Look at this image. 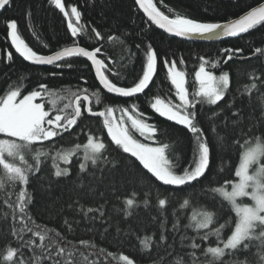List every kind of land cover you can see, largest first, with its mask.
I'll return each instance as SVG.
<instances>
[{
	"label": "snow or ice",
	"instance_id": "obj_1",
	"mask_svg": "<svg viewBox=\"0 0 264 264\" xmlns=\"http://www.w3.org/2000/svg\"><path fill=\"white\" fill-rule=\"evenodd\" d=\"M12 2L13 0H0V10L11 7ZM49 2L67 21V29L72 38L69 46H62L47 55L41 54L23 38L16 19L6 21V39L10 41L11 47L19 57L33 65L70 69L74 66L69 63L70 60L84 59L87 61L85 69L94 72L99 88L90 91L88 87L79 85L50 87L47 83L38 82L25 93L26 83L23 78H19V82L10 83L0 93V203L8 209L0 211L5 220L11 218L10 235L14 238V242L6 244L0 250V264H45L47 261L51 264H101V258L103 264H108V257H111L115 264H137L129 255L121 253L118 257L114 256L104 248H98L90 240L81 239L77 244L59 230L37 223L31 212L34 200L32 192L28 190L30 179L40 173L42 165L48 161H51L55 178L70 177V165L73 164L74 157L78 162L80 174L95 177L98 171L103 179L105 172L110 175L121 166V162L114 155V152H118L128 154L127 159L135 158L130 165L125 161L123 166L128 171L134 170L138 161L142 169L147 170V173L162 185L174 186L178 190L188 186L194 190L200 186L201 178L210 170L213 146L218 142L223 147L226 140L225 136L217 132L220 126L217 120L223 112L220 102L230 95L232 84V75L223 66L236 58L245 59L244 48H223L220 50V59L199 57L200 63L198 70L194 72V87L191 91L188 87V73L177 66V60L162 58L166 78L175 99L172 96L154 95L150 98L149 107L154 114L182 126L190 133L191 159L181 167L179 141L169 136L158 125L150 123V117L139 110L137 103L133 102L124 107L104 102L109 94L118 98H132L133 101L141 95H146L158 68V55L152 43L147 42L144 47L137 43L133 51L126 43L132 33L125 30L122 33L124 38H121V35L107 36L108 43L115 42L124 48L126 57H122V60H127L123 65L125 68L127 64L133 63L137 52L143 55L140 74L131 86H122L119 81L123 77L117 63L102 51L105 37L101 32L82 22L83 13L77 6L72 5L69 9L64 0ZM135 4L146 18L144 28L141 29L145 36L154 25L171 36L186 40L219 42L225 38L242 37L251 30L264 27V2L258 0L255 6H249V10L244 11L238 18L222 22L194 19L164 5L167 8L166 13L157 6L156 0H135ZM204 10H208L207 6ZM30 11L26 10V20L30 18ZM89 31L95 43L99 44L91 49L81 46L79 42L81 37L89 35ZM252 54L264 56V47H255ZM6 60L13 61L12 51L6 52ZM179 63L184 64L183 58ZM62 74L50 73L51 76ZM80 79L87 84L84 77ZM251 79L256 81L260 77L252 76ZM254 89H257L255 82L245 85L244 93L250 96ZM56 100L62 103L57 106ZM225 103L231 109L235 98ZM201 115L205 117L210 131L215 134L214 141L209 140L201 126ZM233 115L239 117L240 110L237 109ZM92 118L101 122L102 130L106 131L109 138L107 144L101 135L89 130L85 143H76L68 150L56 147L55 138H63L65 133L72 135L74 128ZM220 123L227 126L226 119ZM240 123L239 119L232 121L233 126H239ZM242 135L247 134L242 132ZM164 137H167V140L163 139ZM45 142L50 143L46 145ZM235 143L242 149L234 170L235 179L202 189V192H209L213 199L218 200V208L210 209L206 205L194 208L187 217V224L183 226L178 210H173L172 215L176 219L171 225L173 237L172 244H169V238L165 234L168 231L165 210L169 205V197L162 195L158 199L161 209V234L158 240L155 234L137 237L143 251L151 253L154 246L159 247L161 244L174 247L175 234L180 233L183 227L184 234L179 236V242L182 248L189 249L186 255L190 257L191 264H264V134L244 139L243 143L239 140ZM110 145H114V150ZM220 170H223V164ZM193 194H196L195 191ZM245 198L250 203H246ZM123 203L126 206V217L133 215L132 210L140 206L135 192ZM144 204L147 206V200ZM190 205L191 198L185 197L180 209H186ZM225 208L234 213V218L229 216L223 219ZM80 211L84 218L93 224L96 220L94 213H99L101 219L105 215L100 208L84 209L81 206ZM153 220H157V217H153ZM63 223L68 232L74 231L73 224L68 219H64ZM75 224L78 226L79 221H75ZM228 229L230 234L225 238V231ZM189 230L193 233L192 236L186 234ZM213 238V244L202 248L203 242ZM80 246L88 251H81ZM253 248L256 249L255 252H251ZM25 250L31 253L27 257ZM239 253H249V256L240 260L236 258ZM225 257L232 259L226 261ZM153 264H164L163 258L154 260ZM172 264H185L184 257L178 255Z\"/></svg>",
	"mask_w": 264,
	"mask_h": 264
},
{
	"label": "trees",
	"instance_id": "obj_2",
	"mask_svg": "<svg viewBox=\"0 0 264 264\" xmlns=\"http://www.w3.org/2000/svg\"><path fill=\"white\" fill-rule=\"evenodd\" d=\"M64 1L67 6L75 4L83 13L82 22L95 27L105 37V41L102 42L104 44L102 51L117 63V68L123 77L119 81L122 86H131L140 74L143 55L137 52L133 58V63L127 64L125 68L123 65L127 63V60H122V57H126L124 48L115 42L108 43L107 36L121 35V38H124L122 33L125 30L132 33L131 37L127 38L126 43L133 51H135V44L137 43L141 44V47H144L147 42L152 43L158 55V73L152 86L146 91V95L140 96L135 101L108 95L107 100L104 102L119 104L124 107L133 102L137 103L139 110L150 117V123L158 125L169 136L179 141L178 151L181 167L185 166L191 159L190 133L181 126L164 121L157 114H154L149 107L150 98L154 95H160L161 97L172 96L175 99L166 78V70L164 69L162 58L167 57L177 60V66L188 73V87L191 91L194 87L192 83L194 72L198 70L200 63L199 57L203 56L206 59L215 60L222 57L220 50L223 48H244L243 56L245 59L236 58L223 66L225 70L231 73L232 84L230 86V95L225 97V101L220 102L223 112L217 120V124L220 125L217 128V132L225 136L226 140L223 147L218 142L213 146L210 170L205 177L201 178L200 186L194 190L188 186L178 190L174 186L162 185L151 177L147 170L142 169V165H139L138 161L136 162V168L128 171L123 166L125 161L130 165L135 158L127 159L128 154L118 152H114V155L121 162V166H118L110 175L105 172L103 179L100 178L102 174L98 171L95 173V177L80 174L78 162L74 157L73 164L70 165L72 169L70 177L55 178L51 161H48L42 165L41 172L30 179V184L28 185V190L32 192L34 200L31 212L37 223L46 224L50 228L59 230L69 240L77 244L81 239L90 240L98 248H104L106 252H111L114 256L118 257L121 253L129 255L137 264H153V261L159 258H163L164 264H172L178 255L184 257L185 264H191L190 257L186 255L189 249L182 248L179 242V236L184 234L183 227L180 233L175 234L176 243L174 247L170 248L161 244L159 247L154 246L151 253L142 250L137 237L142 238L145 235L155 234L158 240L161 234V209L158 205V199L162 195L169 197V205L165 210L168 221V231L165 234L169 238V244H172L173 237L171 225L176 219L172 215L173 210H178L180 223L183 226L187 224V217L190 216L194 208L206 205L210 209H217L218 200L213 199L211 193L202 192V189L215 187L223 184L226 180L235 179L234 170L238 164L239 153L242 150L235 141L239 140L240 143H243L244 139L264 134V56L252 54L255 47H264V27L251 30L249 33L243 34L242 37L223 42L193 43L171 37L154 25L145 36L141 29L144 28L146 18L141 10L138 9L135 0ZM258 2H264V0H258ZM156 3L166 13L167 8L164 5L174 8L176 11H181L194 19L222 22L237 18L244 11L249 10V6H255L257 0H162V3L161 0H156ZM205 6L208 8L207 11L204 10ZM28 9L31 10L30 18L26 20L25 14ZM10 19L17 20L23 38L34 50L41 54H50L60 47L69 46L72 43L66 19L54 5L50 4L49 0H13L11 7H7L0 15V93L10 83L19 82V78H23L26 83L25 93L35 87L38 82L47 83L50 87L79 85L88 87L90 91H96L99 88L94 72L85 69L84 65L87 61L82 58L70 60L69 63L74 65L70 69H57L52 66L41 67L30 65L24 61L11 47L10 41L6 39L7 29L5 24ZM79 42L81 46H86L90 49L94 46H99V44L95 43L90 31L89 35L81 37ZM7 51H12L13 53L12 62L6 60ZM181 58L184 60L183 65L179 63ZM52 72H62L63 74L51 76L50 73ZM252 76H259L260 79L253 81L251 79ZM80 77H84L87 80V84ZM253 82L257 83V89L252 90L249 96L244 93V86ZM232 98H235V103L229 109L225 102ZM61 103L62 101L56 100L57 106ZM47 106L46 104V108ZM100 107L102 108L103 105ZM237 109L240 110L239 117L233 115V112ZM207 110L206 108L205 111ZM225 119L227 120L226 127L220 123V121ZM237 119L241 123L239 126H233L232 121ZM200 122L209 140L214 141L216 136L210 131L209 125L205 123L203 115L200 116ZM89 130L92 133L101 135L106 144L109 142L106 131L102 130L101 122L96 118H92L81 123L78 128H74L72 135L65 133L63 138H55L56 147L68 150L74 147L76 143H85ZM242 132L247 135H242ZM163 139L167 140V137ZM49 143L45 142L46 145ZM110 148L114 150V145H110ZM222 164L223 170L221 171ZM81 178L83 186H81ZM113 181L115 182V187H113ZM193 191H195V195ZM133 192L137 193V200L140 206L132 210L133 215L126 217V206L123 201ZM185 197L191 198V205L186 209H180V204H182ZM145 200H147V206L144 204ZM245 202L248 203L250 201L245 198ZM81 206L84 209L88 207L93 209L100 208L105 215L101 219L99 213H94L96 216L95 223H90L80 211ZM0 209L8 211L2 203H0ZM229 216L234 218V213L225 208L223 219H227ZM153 217H157V220L154 221ZM64 219H68L73 224V232L67 231V226L63 223ZM223 219L221 222H223ZM75 221H79L78 226ZM10 225L11 218L9 217L5 220L2 217V211H0V250L6 244L14 242V238L10 235ZM88 229H92V231H88ZM105 229H107V232H105ZM117 229L120 231H117ZM186 234L188 236L193 235L190 230ZM229 234L230 229L225 231V238ZM213 243L214 238L203 242L202 248ZM80 247L81 251H88L83 246ZM255 251V248L251 249V252ZM30 254L29 250H25L26 257ZM197 255H200L199 251ZM246 256H249V253H239L236 258L243 260ZM94 258L92 257V259ZM231 259V257H225L226 261ZM201 260H203L202 256ZM45 264H51V262L47 261ZM101 264H103V258H101ZM108 264H115L111 257H108Z\"/></svg>",
	"mask_w": 264,
	"mask_h": 264
},
{
	"label": "water",
	"instance_id": "obj_3",
	"mask_svg": "<svg viewBox=\"0 0 264 264\" xmlns=\"http://www.w3.org/2000/svg\"><path fill=\"white\" fill-rule=\"evenodd\" d=\"M7 8V7H6ZM5 8V9H6ZM4 9V10H5ZM4 10H0V15L3 13V11ZM142 12V11H141ZM143 13V12H142ZM144 15V14H143ZM238 18V17H237ZM156 27V26H155ZM159 29V28H158ZM160 31H163V30H161V29H159ZM164 32V31H163ZM165 33V32H164ZM167 34V33H166ZM167 35H169V34H167ZM169 36H171V35H169ZM171 37H175V36H171ZM175 38H177V39H179V40H185V41H190V42H198V43H203V44H205V43H216V42H206V41H201V40H199V39H196V40H186V39H184V38H179V37H175ZM229 39H235V38H225V39H223V40H221V41H219V42H223V41H227V40H229ZM15 51V50H14ZM17 54V53H16ZM18 55V54H17ZM27 62V61H26ZM28 64H30L29 62H27ZM30 65H33V64H30ZM36 66H41V67H43V65H36ZM47 67H51V66H47ZM157 70H158V68H157ZM157 73H158V71H157ZM157 75V74H156ZM154 79H155V77H154ZM98 82V81H97ZM152 85H150V87H151ZM147 91V90H146ZM109 95H111V94H109ZM142 96V95H141ZM127 99H132V98H127ZM161 118V117H160ZM164 121H165V119L164 118H162ZM169 122V121H168ZM170 123H172V124H174L173 122H170ZM182 127V126H181Z\"/></svg>",
	"mask_w": 264,
	"mask_h": 264
},
{
	"label": "rangeland",
	"instance_id": "obj_4",
	"mask_svg": "<svg viewBox=\"0 0 264 264\" xmlns=\"http://www.w3.org/2000/svg\"><path fill=\"white\" fill-rule=\"evenodd\" d=\"M64 3H65V1H64ZM65 5H66V3H65ZM73 5H75V4H73ZM72 5H70V6H67L66 5V7H68L69 9H70V7H71ZM76 6V5H75ZM248 203H250V202H248Z\"/></svg>",
	"mask_w": 264,
	"mask_h": 264
},
{
	"label": "flooded vegetation",
	"instance_id": "obj_5",
	"mask_svg": "<svg viewBox=\"0 0 264 264\" xmlns=\"http://www.w3.org/2000/svg\"><path fill=\"white\" fill-rule=\"evenodd\" d=\"M141 139H143V138H141Z\"/></svg>",
	"mask_w": 264,
	"mask_h": 264
}]
</instances>
